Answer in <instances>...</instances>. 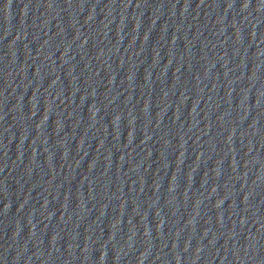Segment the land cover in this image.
Wrapping results in <instances>:
<instances>
[{
    "label": "water",
    "instance_id": "obj_1",
    "mask_svg": "<svg viewBox=\"0 0 264 264\" xmlns=\"http://www.w3.org/2000/svg\"><path fill=\"white\" fill-rule=\"evenodd\" d=\"M0 264H264V0H0Z\"/></svg>",
    "mask_w": 264,
    "mask_h": 264
}]
</instances>
